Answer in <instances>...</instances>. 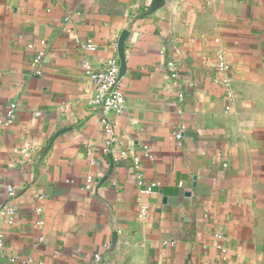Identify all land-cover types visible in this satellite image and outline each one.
<instances>
[{"label":"crops","instance_id":"obj_1","mask_svg":"<svg viewBox=\"0 0 264 264\" xmlns=\"http://www.w3.org/2000/svg\"><path fill=\"white\" fill-rule=\"evenodd\" d=\"M155 1L0 0V203L17 208L13 226L0 213V264H95L107 243V264H264V0ZM125 30L105 153L82 65L120 63Z\"/></svg>","mask_w":264,"mask_h":264},{"label":"built area","instance_id":"obj_2","mask_svg":"<svg viewBox=\"0 0 264 264\" xmlns=\"http://www.w3.org/2000/svg\"><path fill=\"white\" fill-rule=\"evenodd\" d=\"M88 49L95 50L97 48L96 44L90 43L87 45ZM46 51H40L33 58V65L35 68V73H39L40 67L42 65L43 60L45 59ZM219 67L222 71L227 72L229 70L228 63L225 59V55L223 53L219 54L218 57ZM83 69L90 80L93 82L95 87V92L92 98L90 99V103L93 107L99 109L101 114V122L105 129L107 140L104 146V152L110 153L115 150L114 143L117 141L116 134V119L120 117L126 109L127 99L126 95L121 87L122 79H119L120 74V63L119 60L115 57H111L108 59L103 65L98 66L92 63L90 60H85L83 62ZM169 66L173 68V62H169ZM176 74L173 73V76ZM225 85L227 86V94L230 97H233L232 90L229 86V81H225ZM184 97V93H180V98ZM15 115L13 113V109H11L8 113V119L6 124H10L14 122ZM185 126H180L173 133V139L181 143L184 137ZM144 157L153 160L154 155L150 151L149 147H145L144 149ZM135 166L138 168L141 163V156H135L133 158ZM93 165L96 163L95 160L91 162ZM88 182L91 183L93 181V176H88ZM138 184L140 186V191L143 194L151 193L153 191V187L151 185H146L142 174L139 173L138 176ZM18 187L16 185L8 186V194L9 199L12 200L17 197ZM145 207H143V211ZM35 211L38 215H41L43 212V208L39 205L35 208ZM0 213L5 218L6 224L13 226L16 224V216H17V208L13 204H6L4 206L0 203ZM44 221L39 219L38 224L42 225ZM6 243L4 239V235L0 234V250L1 252L5 249ZM111 244L107 243L103 247V251H99L94 253L93 259L95 264H107L105 258V252L111 249ZM10 261L12 263L22 262L23 264H45L40 261H36L33 257H24L21 255H12L10 257Z\"/></svg>","mask_w":264,"mask_h":264},{"label":"water","instance_id":"obj_3","mask_svg":"<svg viewBox=\"0 0 264 264\" xmlns=\"http://www.w3.org/2000/svg\"><path fill=\"white\" fill-rule=\"evenodd\" d=\"M164 0H156L155 1V5H159L160 3H162ZM129 35V31L125 30L120 39H119V57H120V74H119V79H122L125 71H126V67H127V61H126V56H125V43H126V39ZM113 158V156H111ZM114 165V163L112 162V166ZM113 168V167H112ZM112 172V170H110L109 174Z\"/></svg>","mask_w":264,"mask_h":264}]
</instances>
